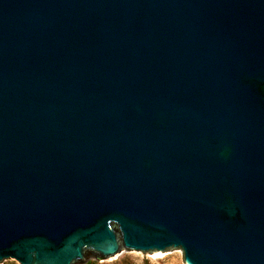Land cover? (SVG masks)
<instances>
[{
    "label": "water",
    "instance_id": "95a60500",
    "mask_svg": "<svg viewBox=\"0 0 264 264\" xmlns=\"http://www.w3.org/2000/svg\"><path fill=\"white\" fill-rule=\"evenodd\" d=\"M264 264V0H0V264Z\"/></svg>",
    "mask_w": 264,
    "mask_h": 264
},
{
    "label": "rangeland",
    "instance_id": "374dc122",
    "mask_svg": "<svg viewBox=\"0 0 264 264\" xmlns=\"http://www.w3.org/2000/svg\"><path fill=\"white\" fill-rule=\"evenodd\" d=\"M10 264H19L13 262ZM91 264H101L97 258ZM112 264H185L182 253L167 257H155L150 255L127 252L117 263Z\"/></svg>",
    "mask_w": 264,
    "mask_h": 264
},
{
    "label": "bare ground",
    "instance_id": "6f19581e",
    "mask_svg": "<svg viewBox=\"0 0 264 264\" xmlns=\"http://www.w3.org/2000/svg\"><path fill=\"white\" fill-rule=\"evenodd\" d=\"M156 257V256H155Z\"/></svg>",
    "mask_w": 264,
    "mask_h": 264
}]
</instances>
